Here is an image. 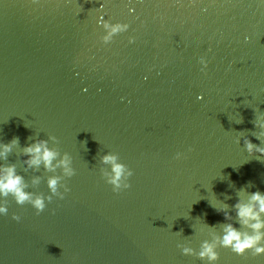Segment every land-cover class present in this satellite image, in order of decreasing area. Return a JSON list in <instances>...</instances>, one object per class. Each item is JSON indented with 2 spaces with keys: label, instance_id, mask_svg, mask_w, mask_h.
Returning <instances> with one entry per match:
<instances>
[{
  "label": "water",
  "instance_id": "water-1",
  "mask_svg": "<svg viewBox=\"0 0 264 264\" xmlns=\"http://www.w3.org/2000/svg\"><path fill=\"white\" fill-rule=\"evenodd\" d=\"M40 141L50 167L29 163ZM257 149L264 0H0V178L46 205L0 194V264H264L220 243L252 233L236 205L264 195Z\"/></svg>",
  "mask_w": 264,
  "mask_h": 264
},
{
  "label": "clouds",
  "instance_id": "clouds-1",
  "mask_svg": "<svg viewBox=\"0 0 264 264\" xmlns=\"http://www.w3.org/2000/svg\"><path fill=\"white\" fill-rule=\"evenodd\" d=\"M121 30V26L117 25L112 28V32H117ZM133 39H130L129 42H132ZM202 63H205L202 61ZM18 142V138H13L10 144L4 145V151L7 153L11 150V145ZM248 150L251 152L253 149V145L251 141L247 142ZM264 155V149H257ZM25 152L31 155L30 164L38 165L41 161L44 162L46 167L51 166L52 160L57 155L56 152L49 149L47 147L46 141H40L33 145H29L25 148ZM180 157V154H177V158ZM116 157L113 155H106L104 157L105 162H112V172L113 175L109 180V183L114 185L113 191L119 192L121 191L120 178L125 171V166L120 163H115ZM65 165V172L67 175L72 176V169L67 167L68 159L67 157L61 161ZM128 176H132V170H128ZM48 185L53 193L56 192L57 186V178L51 177L48 180ZM25 185L23 184V178L20 175H17L15 172L14 166H9L6 170V174L3 178H0V194L7 196L11 193L16 202L18 204H24V202L28 201L32 204V206L36 209V213L39 214L42 212L46 205L44 203V199L42 197H36L32 199L31 195L24 191ZM123 189H127L130 187L129 183H125ZM69 189L66 187L65 192ZM61 198H63V194H60ZM51 200V197L48 198ZM251 201L253 203L248 204H240L236 205L238 212L237 215L241 219V221L248 225L252 229V233H242L238 231L231 224L227 225L224 230V235L220 241L221 245L225 248H231V250L238 254L244 255L246 251L252 250V254L260 255L264 254V244L261 243L264 240V220H261L260 213H264V195H261L260 192H255L251 196ZM259 205V209L256 210L255 205ZM0 213H7L6 207H0ZM227 215V214H226ZM13 219L19 220L20 217L16 214H13ZM251 222V223H250ZM184 253L191 252V249L184 248ZM201 258H207L209 261H216L219 258V254L215 251V246L213 244H209L205 242L202 246V250L199 253Z\"/></svg>",
  "mask_w": 264,
  "mask_h": 264
}]
</instances>
